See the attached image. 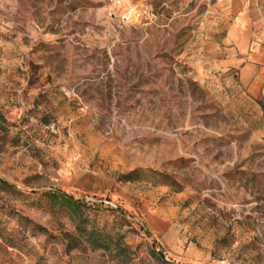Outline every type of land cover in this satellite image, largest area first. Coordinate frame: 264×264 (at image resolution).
Listing matches in <instances>:
<instances>
[{
    "label": "rangeland",
    "instance_id": "rangeland-1",
    "mask_svg": "<svg viewBox=\"0 0 264 264\" xmlns=\"http://www.w3.org/2000/svg\"><path fill=\"white\" fill-rule=\"evenodd\" d=\"M0 178V264H264V0H0Z\"/></svg>",
    "mask_w": 264,
    "mask_h": 264
},
{
    "label": "trees",
    "instance_id": "trees-1",
    "mask_svg": "<svg viewBox=\"0 0 264 264\" xmlns=\"http://www.w3.org/2000/svg\"><path fill=\"white\" fill-rule=\"evenodd\" d=\"M0 185L6 189L12 188V185L8 181H6L2 178H0ZM53 195H54V199H61V201L69 207H73V206L77 205V203H78L71 196H68V195L61 193V192L55 193ZM44 231H46V230H44ZM97 245H98V247H101V248L105 247L102 244H97ZM158 258L161 259L160 257H158Z\"/></svg>",
    "mask_w": 264,
    "mask_h": 264
}]
</instances>
